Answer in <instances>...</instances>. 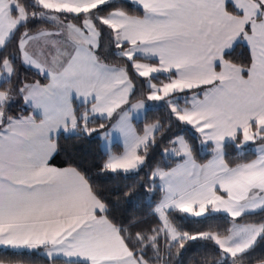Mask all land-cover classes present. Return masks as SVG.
<instances>
[{
  "label": "snow or ice",
  "instance_id": "snow-or-ice-1",
  "mask_svg": "<svg viewBox=\"0 0 264 264\" xmlns=\"http://www.w3.org/2000/svg\"><path fill=\"white\" fill-rule=\"evenodd\" d=\"M133 4L142 15L112 0H0V246L42 250L50 264L60 257L65 264H172L199 239L215 253L199 264H247L264 243V0ZM105 37L127 65L106 62ZM241 43L250 47L248 65L226 59ZM23 71L41 79L29 81ZM160 73L167 82L151 83ZM133 76L151 78L147 95L137 97ZM146 101H163L169 119L199 133L198 145L210 148L212 159L198 164L189 139L169 138L161 155L179 162L156 166L144 188L162 193L151 213L157 224L134 231L139 221L126 226L109 218L110 201L85 172L50 161L60 135L91 137L105 129L92 125L115 113L102 136L118 132L124 151L109 153L101 172L138 173L165 131L159 121L136 131ZM17 104L23 108L13 114ZM256 141V159L230 166L229 143L241 149ZM255 210L262 219L246 222ZM209 211L234 222L193 234L174 221L175 213L199 218Z\"/></svg>",
  "mask_w": 264,
  "mask_h": 264
},
{
  "label": "trees",
  "instance_id": "trees-1",
  "mask_svg": "<svg viewBox=\"0 0 264 264\" xmlns=\"http://www.w3.org/2000/svg\"><path fill=\"white\" fill-rule=\"evenodd\" d=\"M117 8H122L129 14L142 15V11L133 5L129 6L126 1H114ZM35 9H33L34 11ZM231 10V9H229ZM32 27V25H30ZM36 28H47L49 25L37 24ZM35 30V29H33ZM107 45L104 50V56H107V63L127 65L126 60H121L117 55H113L115 51L111 47L110 41L105 37ZM14 45L8 48V53L14 52ZM7 54V53H5ZM231 62L241 65H248L251 61V54L249 50L240 44L235 46L231 55L227 56ZM129 74L132 75V69L129 68ZM22 76L27 80L41 79L34 71H23ZM133 83L136 86V95L138 98L148 93V88L145 80L139 76H133ZM78 106V104H76ZM23 105L17 104L13 108V114L22 110ZM116 116L110 120H97L93 127H97L100 123L105 124V129H98V133H93L91 137L84 136H66L60 135L58 137V152L51 160V164L56 167H75L82 172H85L90 178L93 186L103 193L105 199L110 201L112 209L110 219L114 218L115 222L123 223L129 226L130 221H139L140 223L134 228V231L146 230L154 227L157 224L156 216H153L152 209L155 204L160 200L162 193L157 191L154 194H146L144 188L148 184V174L156 167L160 166L165 169L173 167L177 158L170 156H162L161 149L170 147L167 143L169 138L176 135H183L189 139L194 146L195 160L198 163H205L210 159L211 153L203 154L198 145L199 136L192 132L183 124H177L176 121L169 119V109L163 104L155 107H150L146 112L143 120L136 123L138 132H142L146 124H152L159 121L164 124L165 131L157 135L156 146L148 149V158L145 167L138 173H129L127 175L105 171L101 172V167L107 160V153L101 148V140L99 134L104 132L110 124L114 122ZM169 124L171 127L169 128ZM193 137L196 139L193 140ZM256 143H259L257 141ZM225 159L229 162L230 166H235L239 163H245L255 158V152L248 149L244 152L239 150L232 144H228L225 148ZM133 189L130 196H125V192ZM262 219V214L259 212L248 215L246 222L255 223ZM239 222H245L241 218H236ZM174 221L177 225L181 226L184 231L195 234L198 231L216 230L230 227L234 222L233 218L223 214L209 213L204 218L197 219L189 217L187 214L175 213ZM208 242L203 240L189 241L185 244L184 249L179 250L171 257L172 264H199L205 257L212 258L214 248L207 246ZM161 255L166 257L165 253ZM264 259V243H258L255 250L251 253V258L247 264H259V261ZM0 263L4 264H50V260L43 256L39 251H14L10 249H0ZM54 264H65V261L57 259Z\"/></svg>",
  "mask_w": 264,
  "mask_h": 264
},
{
  "label": "crops",
  "instance_id": "crops-1",
  "mask_svg": "<svg viewBox=\"0 0 264 264\" xmlns=\"http://www.w3.org/2000/svg\"><path fill=\"white\" fill-rule=\"evenodd\" d=\"M114 1H126V2L129 3V0H112V2H114ZM133 6L141 10V8H140V6H139L138 4H133ZM241 44H242L243 46H245V47L249 50V52H250V47H249V46H247V45L244 44V43H241ZM250 54H251V52H250ZM139 62H140V63H155V60H143V59H142V60H140ZM218 70H219V69H218ZM153 75H155V76H157V77L159 78V80H155L157 83H159L160 81L167 82V76H168L167 73H160V74H153ZM140 78H141V77H140ZM143 79H144V78H143ZM145 79H146L147 81L149 80V79H147V78H145ZM147 81H146V85L148 84ZM155 81H154V82H155ZM156 82H155V83H156ZM147 94H148V93H147ZM147 94H146V95H147ZM181 95H185V94H181ZM79 103H80V101L77 99V100H76V104L79 105ZM146 104H148V108H147V111H148V109H149L150 107H155V106L163 105V104H165V103H164L163 101H152V102H148V101H146ZM147 111H146V112H147ZM145 114H146V113L141 112V114H139L138 117L133 121L136 131H137L136 123H138V122H140L141 120H143ZM114 116H116L115 113L113 114V116H112L111 118H109V119H107V120L112 119ZM116 118H117V117H116ZM100 120H104V119H100ZM115 120H116V119H115ZM115 120H114V122H115ZM114 122H113V123H114ZM184 126L187 127V128H189L192 132L196 133V132L194 131V129L191 128V126H186V125H184ZM144 127H145V126H144ZM144 127H143V128H144ZM137 132H138V131H137ZM102 133H103V132H102ZM102 133L99 134V138H100V140H101V148H102V150H103L104 152L107 153V155H108L110 152H113V153H115V154H121V153L124 151V140H123V137H122L118 132H114V133H112L111 137L108 138V139H104L103 136H102ZM141 134H142V132H141ZM196 134L199 136V133H196ZM200 151H201V153H203V154L211 153V149H210V148H203V149L200 148ZM255 154H256V155H255V158H254V159L257 158V154H258L257 151H255ZM177 159H178V158H177ZM210 159H212V155H211ZM210 159H209V160H210ZM254 159H253V160H254ZM209 160H207L205 163H207ZM178 162H179V161H178ZM178 162H176V164H177ZM50 163H51V161H50ZM196 163H198V162L196 161ZM205 163H198V164H205ZM176 164H175L173 167H175ZM256 212H259V210H255V211L252 212V213H256ZM207 213H208V214H209V213H216V214H223V215L230 216L229 214L224 213V212H222V211H221V212L209 211V212H206L204 215H206ZM187 215H188L189 217H191L190 214H187ZM230 217H231V216H230ZM193 218H196V217H193ZM0 249H10V250L19 251V252L29 251V250H27V249H12V248H10V247H8V246H0ZM39 252H40L43 256L46 257L44 251L40 250ZM48 259H49V258H48ZM58 259L65 261V258H64V257H60V258H58ZM0 264H4V263H0Z\"/></svg>",
  "mask_w": 264,
  "mask_h": 264
},
{
  "label": "rangeland",
  "instance_id": "rangeland-1",
  "mask_svg": "<svg viewBox=\"0 0 264 264\" xmlns=\"http://www.w3.org/2000/svg\"><path fill=\"white\" fill-rule=\"evenodd\" d=\"M157 77V76H156ZM143 79V78H142ZM147 79H149V80H151V78H147ZM143 80H145V82L147 81L145 78L143 79ZM148 80V81H149ZM155 80H159V78L157 77V79H155ZM155 80H151V83H155L156 81ZM147 81V82H148ZM155 81V82H154ZM157 83V82H156ZM147 88H148V84H147ZM257 142V141H256ZM256 142H249L247 145H245L243 148H241V149H238L239 150V152H244V151H246V150H248V149H251V150H253V152H255V151H257V149H258V147H259V143H256ZM110 153H112V154H115V153H113V152H110ZM108 158V157H107ZM206 215H208V213L206 214ZM206 215H203L202 217H199V218H197V219H201V218H204Z\"/></svg>",
  "mask_w": 264,
  "mask_h": 264
}]
</instances>
